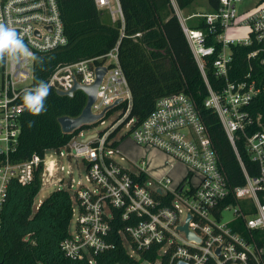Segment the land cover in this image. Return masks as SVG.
Instances as JSON below:
<instances>
[{
  "label": "built area",
  "instance_id": "built-area-1",
  "mask_svg": "<svg viewBox=\"0 0 264 264\" xmlns=\"http://www.w3.org/2000/svg\"><path fill=\"white\" fill-rule=\"evenodd\" d=\"M247 1L219 0L216 10L185 17L177 0H171L208 88L204 106L219 119L242 168L244 182L233 186L189 95L177 93L159 99L138 127L136 119L129 120L133 99L118 47L96 59L58 67L48 81L57 93L69 92L76 83L94 85L97 69L107 68L92 112H105L100 123L118 114L115 123L85 143L79 140L92 135L88 134L91 128L59 149H49L57 158L47 159L46 150L43 156L35 154L23 162H11L24 110L19 101L22 93L32 88L35 55L66 45L68 38L58 0H0V24L15 29L28 48L17 57L0 55L4 61L0 143L6 144L5 150L0 149L6 156L0 163V227L11 185L15 181L30 184L39 173L42 189L51 184L70 194L74 190L75 229L69 227V236L61 244L71 259L85 258L95 264L97 256L115 249L114 232L119 224L118 236L133 264H264V122L262 116L255 117L250 111L260 94L253 64L264 68V0H255L253 6L245 8ZM94 2L111 23H121L124 28L121 0ZM194 19L190 26L188 22ZM201 22L205 28L199 27ZM238 28L247 29L248 37L230 38L229 30ZM238 48L248 49L249 72L242 80L233 81ZM210 64L219 80L216 88L208 79ZM124 105L126 108L116 109ZM124 126L130 127L129 137L137 146L155 149L182 166V178L175 181L167 173L156 178L146 170L145 158L129 161L116 150L121 141L116 138ZM242 140L255 175L242 158ZM64 159L69 164L75 161L78 168L79 163L86 167L90 186L80 181L75 187L71 169L66 171L62 165ZM126 161L130 168L121 163ZM226 213L232 216L226 218ZM187 223L194 239L180 229Z\"/></svg>",
  "mask_w": 264,
  "mask_h": 264
},
{
  "label": "trees",
  "instance_id": "trees-1",
  "mask_svg": "<svg viewBox=\"0 0 264 264\" xmlns=\"http://www.w3.org/2000/svg\"><path fill=\"white\" fill-rule=\"evenodd\" d=\"M58 1L68 42L52 51L35 55L32 88L40 81L48 84L50 76L58 67L96 59L118 47L120 64L133 99L129 120L136 119L135 127L140 126L152 113L159 99L177 93L189 95L196 102L208 127L232 185L243 184L242 168L227 134L217 116L204 106L208 88L171 0H121L124 28L121 23L113 24L107 20L94 0ZM195 1L177 0L182 10ZM207 1L210 11L217 9L219 0ZM199 27L202 29L206 25L201 22ZM137 34L141 36L137 37ZM235 50L233 81L242 80L249 72L246 60L248 49ZM253 65L255 69L252 73L258 82L260 94L251 103L250 111L255 117L262 116L264 122V68L256 63ZM208 79L211 86L216 88L219 80L211 64ZM23 94L19 101L21 104ZM87 101L83 91L68 97L60 96L49 88L44 111L33 113L23 104L19 142L16 151L10 153V161L20 163L35 154L43 156L46 150L59 149L81 131L94 127L85 126L72 134H64L59 124L62 117L80 116ZM121 108H126V105L116 109ZM239 149L249 171L255 175L251 170L254 164L246 151L244 140L239 142ZM5 159L6 156L0 154V163ZM41 189L39 173L30 184L15 181L11 185L0 227V264H90L85 258H69L61 248L62 242L69 236L73 217L70 192L54 191L34 210L35 198ZM117 228L114 232L115 249L97 256L95 264L134 263L118 236ZM143 255L148 257L147 254Z\"/></svg>",
  "mask_w": 264,
  "mask_h": 264
},
{
  "label": "rangeland",
  "instance_id": "rangeland-1",
  "mask_svg": "<svg viewBox=\"0 0 264 264\" xmlns=\"http://www.w3.org/2000/svg\"><path fill=\"white\" fill-rule=\"evenodd\" d=\"M255 0H248L245 4V8H248L247 6H253ZM210 11L209 4L207 0H197L195 1L191 6H189L187 9L183 10V15L185 17L194 15V14H206ZM110 20V18H107V20ZM196 22V20H190L188 23L189 25H193ZM229 37L234 39H245L248 37L247 29L245 28H238L229 30ZM2 58L0 57V88L2 86ZM118 114H115L113 117H110L105 120L104 123H97L90 129L89 133L93 134H100L106 130H108L117 120ZM130 127L124 126L120 133L117 136V140H121L119 147L116 150H119L124 156H126L129 161L139 162L143 158L147 160V166L145 167L146 170L152 174L154 177L159 178L163 174L167 173L169 174L175 181H178L182 178V176L185 174V169L178 165L173 164L170 162V160L164 156L162 153H159L155 149L152 148H142L137 146L132 139L129 137ZM3 137V136H1ZM6 144L4 142L0 143V149L5 150ZM47 159L51 160L53 158H57V154L54 151H47L46 153ZM116 157V156H115ZM117 160L120 161V159L117 157ZM126 167H131V164L126 162H121ZM62 165L65 166V170L68 171L71 169L72 171V178L75 181V187H77V184L80 181H83L85 185L90 186V183H88L87 177L88 173L86 171V167L84 165H81L79 163L80 168L77 167V164L75 161L68 163L67 160H62ZM169 166L170 168L166 167ZM63 175L67 178L66 174L63 173ZM58 190L57 186H52L51 184H45L43 186V189L39 192L37 197L35 198L34 202V210H37L39 205L47 198L51 193ZM74 190H71V194L73 195ZM232 215L230 213H226V218H230ZM75 220L71 221L70 230L74 231L75 229Z\"/></svg>",
  "mask_w": 264,
  "mask_h": 264
},
{
  "label": "water",
  "instance_id": "water-1",
  "mask_svg": "<svg viewBox=\"0 0 264 264\" xmlns=\"http://www.w3.org/2000/svg\"><path fill=\"white\" fill-rule=\"evenodd\" d=\"M96 73H97L96 74L97 78H96V82L94 83V85L87 87V86H81L78 83H76L73 89L70 90L69 92H59L58 93L60 96L73 97L77 91H83L87 95V98H88L87 105L84 108L80 116L76 118L65 116L59 119V124L64 134H72L76 131L81 130L85 126L89 127V126L96 125L104 118L105 112L102 113L101 115H95L92 112V106L97 99V93H98L99 86L101 85L105 75L107 74V68L105 67L98 68ZM120 103H121V100H119L116 103V105ZM96 136L97 134H92V135L87 136L86 138L80 139L79 141H81L82 143H85L89 139L95 138ZM180 229L185 231L189 238L191 239L195 238L194 234H192L189 231L188 223L185 226L181 227Z\"/></svg>",
  "mask_w": 264,
  "mask_h": 264
},
{
  "label": "clouds",
  "instance_id": "clouds-1",
  "mask_svg": "<svg viewBox=\"0 0 264 264\" xmlns=\"http://www.w3.org/2000/svg\"><path fill=\"white\" fill-rule=\"evenodd\" d=\"M28 48L18 32L4 24H0V55L11 54L17 57L27 53ZM49 94V86L40 81L34 88L24 92L22 101L25 108L33 113L45 110V98Z\"/></svg>",
  "mask_w": 264,
  "mask_h": 264
},
{
  "label": "crops",
  "instance_id": "crops-1",
  "mask_svg": "<svg viewBox=\"0 0 264 264\" xmlns=\"http://www.w3.org/2000/svg\"><path fill=\"white\" fill-rule=\"evenodd\" d=\"M2 66H3V69H2V73H3V70H4V61H2ZM2 78H3V75H2ZM2 81H3V79H2Z\"/></svg>",
  "mask_w": 264,
  "mask_h": 264
}]
</instances>
